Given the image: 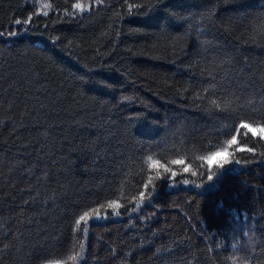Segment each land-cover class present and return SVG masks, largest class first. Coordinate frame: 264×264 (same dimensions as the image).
Instances as JSON below:
<instances>
[{
    "label": "trees",
    "instance_id": "trees-1",
    "mask_svg": "<svg viewBox=\"0 0 264 264\" xmlns=\"http://www.w3.org/2000/svg\"><path fill=\"white\" fill-rule=\"evenodd\" d=\"M74 2L39 0V5H53L48 17H34L31 29L21 35L0 37V75L6 78L0 81V225H3L0 248L16 243L14 233H23L20 239L24 242L20 252L12 248L0 254V264H37L38 258L44 257L67 259L80 242L85 245V258L80 264H244L245 260L264 264V163L257 157L244 167L226 166L212 183L201 175L206 173L207 166L200 157L224 146L229 136L225 125L229 122L215 120L200 107L201 101L195 99L197 92L203 95L202 87L211 80L202 69L210 67L216 57V52H209L205 59L198 49L195 29L200 25L196 17L187 22L169 20L171 28L161 34L155 14H137L135 9L129 14L128 4L148 0H127V3L103 0V6L94 8L90 14L71 20L58 19L57 9L61 13L64 8L71 11ZM171 3L175 5L173 10L184 16L206 9L214 11L213 22L204 25L207 36L201 39L212 40L218 51L228 53L233 60L230 67L225 65L211 71L221 87L243 94L244 115L258 112L264 97V81L259 79V72L264 69V45L246 44L240 37L253 15L264 10L261 7L264 0L227 4L224 0H171ZM34 5L36 0H0V32H7L13 14L26 16L35 11ZM114 30L121 33L118 39ZM49 35H59L60 43L54 44ZM69 40L79 60L63 50ZM181 43L186 46L187 55L180 50ZM173 44L177 55L172 54ZM198 51L200 55L196 54ZM109 52L110 55H103ZM93 58L98 61L96 71L115 90L109 93L103 87L93 86L90 94L117 97L123 90L134 97L133 102L117 109L113 107L114 100L113 104L100 107L84 99L80 101V109L75 107L71 100L73 77L85 73L83 63H91ZM100 62L105 65L103 68ZM216 62L220 63L219 57ZM30 68L40 74L39 83L32 88L22 79ZM46 68L49 71L45 72ZM45 76L49 87L52 82L64 84L66 99L53 104L43 93L35 92V88L46 83ZM18 77L20 91L5 92L8 83ZM33 95L46 105L40 111L39 127H34L26 115L28 127L13 134V121L18 125L26 108L32 116L37 115L39 105ZM252 99L256 103L250 106L247 100ZM144 105L152 108L148 119L128 124L127 117L143 111ZM109 119L116 121L113 129L118 133L116 139L107 138L103 132ZM214 128L218 131H212ZM166 130L176 135L152 149L154 158L168 163L181 156L197 176L181 174L175 184L179 188L174 191L167 190L171 187L169 182L156 181L153 198L149 201L146 197L139 212L131 214L132 224L122 208L118 219L109 215L108 222L91 221L86 237L82 232L73 234L74 218L88 202L117 199L127 207L134 206L131 197L139 198L143 180L150 173L138 159L139 153L135 163L125 159L127 142L152 140ZM45 131L47 138L42 135ZM122 140L125 146H121ZM254 142L249 140L250 144ZM41 145H46L44 153L39 152ZM256 147L258 152L264 151L258 143ZM49 150L55 153L51 158L45 155ZM236 157L244 159L249 154L237 153ZM52 159L59 162L53 165ZM28 169H34L32 176L28 175ZM176 170L180 171L179 166ZM44 172L47 178L43 177ZM36 177H41L39 184ZM183 178L189 179V185L179 182ZM201 179L204 187L197 188L191 183L193 180L200 183ZM36 188H40L41 200L54 190L64 193L57 200L56 209L51 205L45 209L40 203L24 205ZM232 209L238 214L235 239L227 231L233 225ZM29 216L41 220L42 227L47 229L45 235L38 236L35 224L28 225ZM243 231H248L251 241L243 236ZM233 243L237 245L235 250L231 247ZM112 248L117 250L116 255ZM230 256H236L237 260L233 262L228 259Z\"/></svg>",
    "mask_w": 264,
    "mask_h": 264
},
{
    "label": "snow or ice",
    "instance_id": "snow-or-ice-1",
    "mask_svg": "<svg viewBox=\"0 0 264 264\" xmlns=\"http://www.w3.org/2000/svg\"><path fill=\"white\" fill-rule=\"evenodd\" d=\"M237 0H224V3H236ZM127 3V0H125ZM103 6V0H75L74 3L71 4V11L68 8H64L63 12H58V19L63 20L67 18L69 20L75 19L78 16H82V14H90L94 8H99ZM35 11L29 12L26 16H17L15 14L10 18V27L7 32H0V37H4L5 35L9 38L16 37L21 35L24 32H28L32 25L35 23L34 17L38 18L39 16L48 17L49 12L53 10V5L51 3H44L43 5H39V0H36V5H34ZM129 14H132V10L135 9L137 14H144L151 16L155 14L158 19L157 28L160 30L161 34L166 33L170 28L171 24L169 20H181L187 22L188 20L196 17V23L200 25L199 28H196V44L198 49H200L205 59H207V54L209 52H216V57H219L220 63L216 62V57L213 58L210 67L206 66L202 69V71H207L211 77L210 82L206 87H202V93L197 92L195 95V99H199L201 101L200 107L210 112L212 117L217 120L228 121L229 123L225 125L228 128L229 136L225 141L223 147L216 148L213 151H209L206 155L201 156L200 159L206 164L207 171L206 173H201L202 176L206 175L207 182L212 183L215 179L220 175V173L226 168V166L237 165L240 167L247 166L252 163L254 160L259 158L261 163H264V151H257L256 144L258 143L262 149H264V97L260 100L261 108L260 110L254 111L251 116H246L241 112V108L243 104L242 100L246 98L243 96L239 90H232L228 87H221L220 83L216 80L215 74L211 71V69L215 68H223L225 65L231 66L233 58L226 52H220L217 50L216 45H214L212 40L209 39H201V37L207 36V28L204 27L205 24H211L215 18V13L212 9H206L201 13H188L186 16L181 15L180 13L175 12L173 9L175 5L171 3V0H148L147 3H136V4H128ZM216 5H213L215 8ZM264 9V6H261ZM161 13L164 15L162 16ZM241 15H244L241 13ZM121 17L118 15L117 19ZM55 23V21H54ZM14 25L15 27H12ZM45 29L49 27L47 24L44 26ZM191 28V26H190ZM114 35L118 39L121 35L119 30H114ZM54 44H59L61 41V37L59 35H49L48 37ZM240 39L243 40L244 43H253L264 45V10L258 11L253 15L252 20L249 22V25L246 27L245 32L241 35ZM115 44V41H112ZM63 50L68 53L69 56H72L75 59L79 60L78 54L75 53L73 49V42L69 40L67 44H64ZM181 51L187 55L186 46L181 43ZM167 51V50H165ZM99 52V50H97ZM172 54L177 55L176 53V45H172ZM200 55L198 51L196 53ZM103 55H110L109 53H104ZM175 62V61H173ZM53 63H56L53 61ZM98 63L96 58H93L91 63L85 62L83 63V67L87 69V71L83 74L76 75L73 77L74 87L73 93L71 96L72 103L75 105L77 109H80V101L86 99L88 102L98 105L100 107H104L109 104H113V100L115 103L113 104L114 108H120L122 105L131 103L134 100L133 96L127 95L123 90L117 97H111L106 95H101L98 92L93 93L89 89L93 86H100L106 89L109 93L115 90V86L110 83L107 78L100 75L98 71H96V64ZM99 66L103 68L105 65L100 62ZM62 72L63 68L60 69ZM45 72L49 71V69H44ZM243 72L244 69H241ZM39 72L34 69H28L22 74V79L24 82L32 88L34 85L39 83ZM6 78L3 75H0V81H4ZM46 83L40 84L39 87L35 88V92L43 93L48 99L52 101L53 104L60 103L62 100L66 99L65 96V88L64 84L61 83L56 85L55 82H52V86L49 87L47 84V77H44ZM259 79L264 81V69H261L259 72ZM20 82V77L14 79L13 81L8 83V87L4 89L5 92L9 90H15L16 92L20 91L18 84ZM183 91H188V89H184ZM28 95V93H25ZM55 97V99H52ZM32 99L36 101L39 105V108L36 109L37 115L32 116L31 111L26 108V112L21 114L20 123L17 125L15 121H13V129L12 133H17L20 129H24L28 127V124L25 122V116L27 115L34 127H39V115L40 111L43 110L46 105L39 100V97L36 95L32 96ZM247 103L251 106L256 103L254 99L247 100ZM152 111L151 106L144 105L143 111H136L132 115L127 117V123L131 124L132 122H142L148 119L149 112ZM54 125H50L53 127ZM116 127V121L109 119L106 122V126L103 128V132L107 138L116 139L118 133L113 131ZM212 131H218L217 129H213ZM42 135L47 138L48 132L45 131ZM125 136H128V133H124ZM176 133L165 131L161 136H158L152 140L138 139V140H129L127 142L128 155L125 156L129 162L135 163L137 159V153H139L138 159L142 160L149 171V175L147 179L143 180L141 185V190L138 192L137 196H132L130 203L134 206L127 207L126 204L121 203L120 200L117 199H107L106 203L101 202L99 199L95 201L88 202L83 209H81L78 214L75 216L73 224L71 226V231L73 234L83 233L86 237L89 231L90 222L93 220L100 219H108L109 215L114 217L121 216V209L123 208L129 214V224H132L133 221L131 219L132 213H138L139 210L145 203L146 197L149 199L153 198L155 191V182L160 180H165L169 182V185L174 187L177 178L181 176V174H190L192 177L197 176V172L192 170L191 165L186 163L185 159L181 156H177V158L172 159L168 163H162L161 160L155 159L154 154H152V149L154 147H159L161 144H166L169 140V137H175ZM195 139V137H193ZM254 140V143H249V140ZM183 143V142H182ZM121 146H125V141H120ZM46 145H41L39 152L44 153V148ZM237 153H247L249 154L248 158H237ZM49 158L55 155L54 150H49L45 153ZM99 159V153L96 154ZM123 155V153L121 154ZM59 161L56 159H52L53 165H56ZM123 163V160L121 161ZM176 166H179L180 171L176 170ZM28 175L32 176L34 174V169L27 170ZM151 173H154L152 175ZM47 172L43 173V177L47 178ZM41 177H36L37 184H39ZM183 185H189L190 181L187 178H183L179 181ZM191 183L197 187H204V181L201 179L200 183H197L195 180L191 181ZM247 186V184H246ZM31 190V189H29ZM22 192L24 190H21ZM63 192H56L55 190L50 194L44 195L41 200V191L40 188H36L34 195H30L27 200L24 201V205L28 206L30 204L34 205L36 203H40L45 209L48 208L49 205L52 206L53 209L57 207V200L63 195ZM94 205V206H93ZM78 208L79 204L76 205ZM23 211V209H22ZM233 214V225H230L227 231L233 236V239L236 237V227L235 220L238 219V214L236 209L230 210ZM187 215V213H185ZM146 219L145 217H141V220ZM244 219L247 221L248 216L245 211ZM27 223L29 226L35 224L36 226V234L38 236H43L46 234L47 229L42 227L40 219H34L29 216L27 218ZM3 225H0L2 227ZM31 233H29L30 235ZM7 235V234H6ZM23 233H14L13 239L15 240V244H4L3 248H0V254H3L5 251H10L12 248H15L16 252H20L24 247V242L20 239V236ZM243 236L247 237L250 241L252 237L249 236L248 231H243ZM52 239H56L53 237ZM16 244H19L20 247H16ZM220 245L217 244V248ZM231 247L235 250L237 248L236 243H233ZM36 246H33V250H35ZM211 251V249H209ZM113 255H116L117 250L115 248L111 249ZM160 251V249H157ZM255 251V249H253ZM264 251V249H262ZM30 255V253H29ZM85 258V245L83 242H80L78 245V249L74 250L71 255H68L67 259L64 258H38L37 264H68V261H71L72 264H80V261ZM228 259H231L233 262L237 260L236 256H230ZM244 264H250V261L245 260Z\"/></svg>",
    "mask_w": 264,
    "mask_h": 264
},
{
    "label": "rangeland",
    "instance_id": "rangeland-1",
    "mask_svg": "<svg viewBox=\"0 0 264 264\" xmlns=\"http://www.w3.org/2000/svg\"><path fill=\"white\" fill-rule=\"evenodd\" d=\"M178 188H179V186L178 185H175L174 187L171 186V187L167 188V190L168 191H174V190H176ZM132 214H134V213H132ZM118 218H120V216L119 217H114V219H118ZM109 220H110V217H108V219H100L98 221H100V222H108Z\"/></svg>",
    "mask_w": 264,
    "mask_h": 264
}]
</instances>
